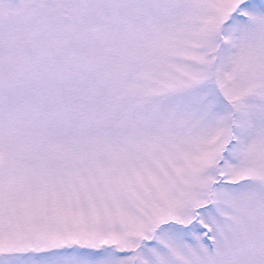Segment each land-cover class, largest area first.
Listing matches in <instances>:
<instances>
[{
  "label": "snow or ice",
  "instance_id": "6c2138e0",
  "mask_svg": "<svg viewBox=\"0 0 264 264\" xmlns=\"http://www.w3.org/2000/svg\"><path fill=\"white\" fill-rule=\"evenodd\" d=\"M0 264H264V0H0Z\"/></svg>",
  "mask_w": 264,
  "mask_h": 264
}]
</instances>
